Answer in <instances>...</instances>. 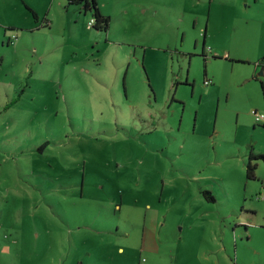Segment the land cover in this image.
Segmentation results:
<instances>
[{
  "label": "rangeland",
  "instance_id": "1",
  "mask_svg": "<svg viewBox=\"0 0 264 264\" xmlns=\"http://www.w3.org/2000/svg\"><path fill=\"white\" fill-rule=\"evenodd\" d=\"M97 3L0 0V264H264V0Z\"/></svg>",
  "mask_w": 264,
  "mask_h": 264
},
{
  "label": "trees",
  "instance_id": "2",
  "mask_svg": "<svg viewBox=\"0 0 264 264\" xmlns=\"http://www.w3.org/2000/svg\"><path fill=\"white\" fill-rule=\"evenodd\" d=\"M69 1H81V3L83 4L84 8H92V20H91V25L95 26V27H102V28H107L108 24H109V15L106 13H103L98 6L97 0H69ZM32 9V8H31ZM33 14L36 16V11L32 9ZM216 55V54H214ZM264 55L262 56V58L258 61H256L258 64L259 63H263L264 64V59H263ZM239 60H244L242 58H236ZM205 72V76L204 77H208L206 75V71ZM177 80H175L176 83ZM185 82H188L187 79L184 80ZM211 81V80H210ZM255 158H261L264 161V151L259 150V151H253L252 148L249 149L248 151V157L246 159L245 162V170H246V176L247 177H257L255 168H256V161L254 160ZM209 190L205 189L203 190L204 194L206 196H210L208 195ZM212 196V195H211Z\"/></svg>",
  "mask_w": 264,
  "mask_h": 264
},
{
  "label": "built area",
  "instance_id": "3",
  "mask_svg": "<svg viewBox=\"0 0 264 264\" xmlns=\"http://www.w3.org/2000/svg\"><path fill=\"white\" fill-rule=\"evenodd\" d=\"M92 20V18H91ZM204 80L206 82H210V78L209 77H205ZM251 112L253 114V117L256 121H263L264 122V110H259L257 107H254L251 109ZM258 196H263L264 197V193H259Z\"/></svg>",
  "mask_w": 264,
  "mask_h": 264
},
{
  "label": "crops",
  "instance_id": "4",
  "mask_svg": "<svg viewBox=\"0 0 264 264\" xmlns=\"http://www.w3.org/2000/svg\"><path fill=\"white\" fill-rule=\"evenodd\" d=\"M243 59V58H242ZM260 64V63H259ZM261 64H263V63H261ZM260 71V70H259ZM209 77V76H208ZM246 115H249V111H247L246 110ZM252 116H253V114H252ZM254 118V117H253ZM254 123L256 124H260V122H258V121H256L255 119H254ZM262 124H264V122L262 123ZM260 149V148H259ZM253 150V149H252ZM262 151H264V149H261ZM254 151V150H253ZM257 151H259V150H257ZM248 157V156H247ZM261 159V158H260Z\"/></svg>",
  "mask_w": 264,
  "mask_h": 264
},
{
  "label": "water",
  "instance_id": "5",
  "mask_svg": "<svg viewBox=\"0 0 264 264\" xmlns=\"http://www.w3.org/2000/svg\"><path fill=\"white\" fill-rule=\"evenodd\" d=\"M262 71H263V69L260 70V72H262Z\"/></svg>",
  "mask_w": 264,
  "mask_h": 264
},
{
  "label": "flooded vegetation",
  "instance_id": "6",
  "mask_svg": "<svg viewBox=\"0 0 264 264\" xmlns=\"http://www.w3.org/2000/svg\"><path fill=\"white\" fill-rule=\"evenodd\" d=\"M257 63V62H256ZM258 64V63H257Z\"/></svg>",
  "mask_w": 264,
  "mask_h": 264
}]
</instances>
